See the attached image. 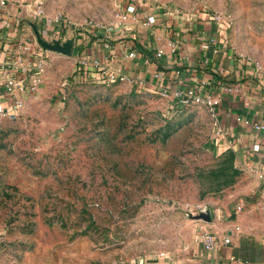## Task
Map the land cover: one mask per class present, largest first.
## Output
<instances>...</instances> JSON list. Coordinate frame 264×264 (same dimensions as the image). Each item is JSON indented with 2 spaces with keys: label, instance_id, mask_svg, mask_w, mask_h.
<instances>
[{
  "label": "rangeland",
  "instance_id": "1",
  "mask_svg": "<svg viewBox=\"0 0 264 264\" xmlns=\"http://www.w3.org/2000/svg\"><path fill=\"white\" fill-rule=\"evenodd\" d=\"M42 1L47 39L72 37L80 49L100 38L89 23L115 37L128 6L190 20L219 12L225 50L264 67V0ZM45 58L41 88L16 117L0 115V264H191L202 243L197 205L213 219L243 203V227L254 229L258 174L215 145L206 106L85 80L74 52Z\"/></svg>",
  "mask_w": 264,
  "mask_h": 264
},
{
  "label": "crops",
  "instance_id": "2",
  "mask_svg": "<svg viewBox=\"0 0 264 264\" xmlns=\"http://www.w3.org/2000/svg\"><path fill=\"white\" fill-rule=\"evenodd\" d=\"M140 10L145 16V9L141 7ZM24 15L25 11H21V5L14 0H6L5 4L0 2V65L9 60L14 41L24 37L22 24L18 25V20L22 21ZM209 16L190 20L163 11L158 14L161 24L154 31L141 28L136 34L115 35L113 48L108 52L110 66L121 69L129 76L144 79L142 87L149 90L195 87L203 93L217 96L222 130L218 132L216 128L213 137L215 145L222 153L234 152L238 165L257 172L258 183L263 187L259 191L261 209L260 215L252 219L254 229L251 225L243 227L242 222L248 217H242L240 213L232 215L234 212L230 209L213 213L214 218L208 227L220 239L229 236L231 242H220L213 251H206L200 243L191 254L190 263L246 264L248 261L249 264H264V150L257 149L264 143V131H258L253 125L254 122L264 123V67L248 64L242 58L233 56L232 50L226 51L221 35L218 53L212 49L203 50V40L216 33V26ZM158 35L162 38L160 42L155 39ZM170 42L176 43L175 51L170 48ZM157 46L164 47V54H157ZM135 47L137 56L128 57L127 54ZM98 49L102 51L100 46ZM206 57L211 58L208 64L204 63ZM156 73L160 76L157 77ZM236 83L242 87L240 92H223L222 85ZM246 201L251 202L250 199ZM237 227L240 229L237 230Z\"/></svg>",
  "mask_w": 264,
  "mask_h": 264
},
{
  "label": "built area",
  "instance_id": "3",
  "mask_svg": "<svg viewBox=\"0 0 264 264\" xmlns=\"http://www.w3.org/2000/svg\"><path fill=\"white\" fill-rule=\"evenodd\" d=\"M0 2L1 4H5L6 0H0ZM14 2L21 5V11H25L23 18H29L35 21L41 35L47 39L44 35L45 30H43V18L45 15L44 2L42 0H32L30 2L27 0H14ZM160 7L167 8L162 3L159 5V8ZM209 17L216 26V33L207 36L205 40H203L201 48L205 51H210L212 49L215 53H218L220 51V48L218 47L219 35L224 31L228 19L227 17L225 19L224 15L219 12H214ZM159 19L160 18L156 15L143 16L140 7L128 6L117 12L114 22L112 23L111 31L114 36L129 32H134L136 34V32L139 31L138 29L141 28L154 31V28L161 24ZM54 20L59 23V27H62L63 14L61 12L57 13ZM20 23L21 21L19 22L18 20L19 26ZM88 26L89 28L87 31H89V34H99L100 38L98 37V39L94 41H92L91 38H88L89 41L91 40V46L89 48H82L83 53H77L76 73L85 80H92L98 83L112 84L117 82H130L142 87L144 79L136 76H129L121 69L112 68L110 66L111 57L108 52L113 48L114 37H108L104 34L103 30L97 28L93 23H89ZM22 28L24 29L23 39L20 40V38H18L14 41L9 60L0 65V115L2 116L16 117L23 109L26 97L30 94L36 93L45 80V73L48 64L47 59L45 58V52L47 51H45L36 41L31 25L23 23ZM63 29H65V27ZM57 38L61 39L60 36H57ZM155 39L160 42L162 40L161 35L156 36ZM223 45L225 46V43H223ZM99 46L102 48L100 49V51L102 50L101 52L98 51ZM169 46L172 51H175L177 48V45L174 42H170ZM75 47L76 45L74 44V48ZM137 53V48L135 47L127 55L130 58H135ZM157 54H164V47L157 46ZM241 60H244L248 64L251 63L245 58H242ZM210 62L211 58L206 57L204 63L208 64ZM156 76L159 77L160 73H156ZM222 86L223 92L225 93H238L242 89L241 85L238 83L231 85L224 84ZM159 91L163 98L176 102V106H188L192 104H202L206 106L212 117L215 128H217L218 132L222 130L220 128L219 114L217 110V104L220 100L217 99V96L214 94L203 93L195 87L177 89L162 87ZM253 125L258 131H264V123L254 122ZM259 148L260 147H257L258 151L261 149L264 150V143L262 144V147ZM243 209L244 204H238L235 206L232 215L241 213ZM190 211L195 216H198L201 213L210 214V209L206 204L197 205V207L192 208ZM196 220L199 222V234L206 251H213L217 248L220 242H223L224 244H229L231 242L229 236L220 239L217 234L208 227L209 221H206L203 218H198ZM236 229L239 230L240 227H237ZM246 264H249V262L246 261Z\"/></svg>",
  "mask_w": 264,
  "mask_h": 264
},
{
  "label": "water",
  "instance_id": "4",
  "mask_svg": "<svg viewBox=\"0 0 264 264\" xmlns=\"http://www.w3.org/2000/svg\"><path fill=\"white\" fill-rule=\"evenodd\" d=\"M23 23H27L32 26L36 41L45 51H52L59 54L72 56L74 51V44H75L74 38L72 37L67 39L53 38L51 40H48L41 35L35 21L29 18H23L21 24ZM195 218L196 219L203 218L204 220L209 222L212 220V217L209 213H201L200 215L195 216Z\"/></svg>",
  "mask_w": 264,
  "mask_h": 264
},
{
  "label": "trees",
  "instance_id": "5",
  "mask_svg": "<svg viewBox=\"0 0 264 264\" xmlns=\"http://www.w3.org/2000/svg\"><path fill=\"white\" fill-rule=\"evenodd\" d=\"M80 52L83 53V49L77 47L74 48V53H80Z\"/></svg>",
  "mask_w": 264,
  "mask_h": 264
}]
</instances>
